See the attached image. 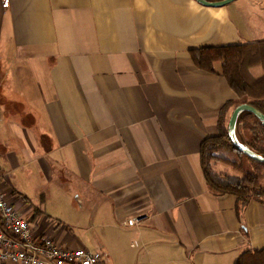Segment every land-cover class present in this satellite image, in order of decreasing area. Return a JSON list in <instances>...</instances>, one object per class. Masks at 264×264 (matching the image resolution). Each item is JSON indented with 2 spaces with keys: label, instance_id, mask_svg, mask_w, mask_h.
<instances>
[{
  "label": "crops",
  "instance_id": "0c3cea01",
  "mask_svg": "<svg viewBox=\"0 0 264 264\" xmlns=\"http://www.w3.org/2000/svg\"><path fill=\"white\" fill-rule=\"evenodd\" d=\"M255 41L264 0H0L3 190L41 209L38 237L102 264H235L264 249V194L241 205L200 165L240 99L220 62L210 73L190 57Z\"/></svg>",
  "mask_w": 264,
  "mask_h": 264
},
{
  "label": "trees",
  "instance_id": "16d2710c",
  "mask_svg": "<svg viewBox=\"0 0 264 264\" xmlns=\"http://www.w3.org/2000/svg\"><path fill=\"white\" fill-rule=\"evenodd\" d=\"M193 64L200 70L214 73L215 63L220 62L219 74L241 103H248L264 114V41L201 47L190 50ZM259 67L258 76L251 69ZM233 102L223 105L218 116V133L207 137L200 144V165L206 183L218 193L236 197L238 203L246 204L264 194L260 181L264 179V162L256 161L238 151L228 136L226 117ZM235 133L239 143L252 152L264 157V126L247 110L241 111L236 120ZM246 162L251 167L246 166ZM233 169L223 170L220 166ZM41 209L33 208V217ZM235 264H264V249L245 251Z\"/></svg>",
  "mask_w": 264,
  "mask_h": 264
},
{
  "label": "built area",
  "instance_id": "2783aa9c",
  "mask_svg": "<svg viewBox=\"0 0 264 264\" xmlns=\"http://www.w3.org/2000/svg\"><path fill=\"white\" fill-rule=\"evenodd\" d=\"M9 0H2L7 7ZM29 205L15 206L0 184V264H102V253L85 247L62 246L52 236L38 237L31 224ZM144 217L121 222L132 227Z\"/></svg>",
  "mask_w": 264,
  "mask_h": 264
},
{
  "label": "water",
  "instance_id": "95a60500",
  "mask_svg": "<svg viewBox=\"0 0 264 264\" xmlns=\"http://www.w3.org/2000/svg\"><path fill=\"white\" fill-rule=\"evenodd\" d=\"M196 1L203 4V5H206V6H223V5H226L233 0H218V1L196 0ZM243 110H247V111L253 113L261 121L262 125L264 126V114L248 103H241V104L237 105L236 107H234L232 112L230 113V116L228 119V136H229V139H230L231 143L233 144V146L238 151L244 153L245 155H247L248 157H250L256 161L264 162L263 156H260L256 153L252 152L251 150L247 149L246 147L242 146L239 143L238 139L236 138V134H235L236 120H237L238 114Z\"/></svg>",
  "mask_w": 264,
  "mask_h": 264
},
{
  "label": "rangeland",
  "instance_id": "374dc122",
  "mask_svg": "<svg viewBox=\"0 0 264 264\" xmlns=\"http://www.w3.org/2000/svg\"><path fill=\"white\" fill-rule=\"evenodd\" d=\"M233 106H234V105H232V108H233ZM235 107H236V106H235ZM228 114H229V113H227L226 123H228V117H229ZM245 164H246V166L252 168L250 163L246 162ZM221 167H222L223 170H227L228 172H232V171H233L232 168H230V167H227V168H226L225 165H224V166H220V168H221ZM260 185L264 188V179L260 181Z\"/></svg>",
  "mask_w": 264,
  "mask_h": 264
}]
</instances>
